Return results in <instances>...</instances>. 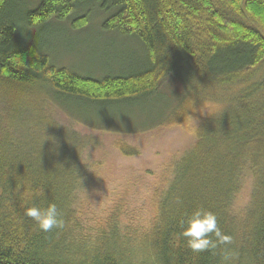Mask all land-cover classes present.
Wrapping results in <instances>:
<instances>
[{"label": "trees", "instance_id": "16d2710c", "mask_svg": "<svg viewBox=\"0 0 264 264\" xmlns=\"http://www.w3.org/2000/svg\"><path fill=\"white\" fill-rule=\"evenodd\" d=\"M93 17L101 31L140 48L134 71L79 75L55 67L40 46L20 41L23 32L54 24L79 31ZM263 68L264 0H0V100L4 113L17 118L14 124L0 118V264H132L118 251L114 229L90 252L74 245L77 152L42 143L53 128L32 107L48 96L88 127L80 110L120 108L161 93L177 100L164 125L181 123L193 101L195 111L187 115L206 104L220 108L204 119L190 154L171 168L144 241L154 264H240L239 258L264 264V73L256 79ZM119 151L135 154L123 146ZM247 175L253 177L251 204L236 225L232 203ZM48 203L62 212L63 229L40 231L24 215L25 207ZM198 207L216 214L231 244L201 253L187 248L181 221Z\"/></svg>", "mask_w": 264, "mask_h": 264}, {"label": "rangeland", "instance_id": "374dc122", "mask_svg": "<svg viewBox=\"0 0 264 264\" xmlns=\"http://www.w3.org/2000/svg\"><path fill=\"white\" fill-rule=\"evenodd\" d=\"M20 41L40 46L58 69L83 76L132 72L143 55L139 47L101 31L94 17L90 26L79 31L54 24L46 29L23 32ZM263 73L264 68L256 79L263 77ZM171 85L174 91L182 92L176 81ZM233 92L229 90L230 94ZM44 98L32 108L53 128L47 131L52 139L46 142L62 149L72 147L77 152L76 174L86 194L85 197L77 181L71 199L77 225L71 238L74 245L90 252L114 229L118 251L129 262L154 264V257L144 241L158 219L161 195L172 180L171 168L190 154L204 119L215 116L220 107L201 106L203 113L190 114L194 125L188 118L179 124L164 125L175 110L177 100L161 93L148 101L120 108L80 110L77 115L90 124L87 127L69 118L48 96ZM4 109L0 100V118H9L14 124L17 118L9 117ZM18 112L19 116L32 118L34 111ZM4 126L10 128L7 124ZM9 130L12 133V129ZM122 146L135 154L123 155L119 151ZM252 183V175H247L232 203L231 213L236 225L244 221L250 207ZM225 261V264H234ZM239 262L248 264L243 258H239Z\"/></svg>", "mask_w": 264, "mask_h": 264}, {"label": "clouds", "instance_id": "9594fccd", "mask_svg": "<svg viewBox=\"0 0 264 264\" xmlns=\"http://www.w3.org/2000/svg\"><path fill=\"white\" fill-rule=\"evenodd\" d=\"M193 102L192 109L190 111H195L193 108ZM200 112L203 113L204 111L200 109ZM186 113L185 115L194 125V117L187 115ZM207 114L211 116L208 112ZM44 137L45 139L42 143L45 140L52 139L51 137H46L45 135ZM57 166L64 169L62 165L58 164L56 167ZM72 170L77 178L75 170ZM78 181L81 187V180L78 179ZM82 191L86 197L85 191L83 189ZM177 203H179V200H177ZM24 215L31 218L35 222L36 227L43 232H49L53 229H63L65 225L62 212L58 209L55 203H48L47 206L43 208L35 205L25 207ZM179 236L184 238L187 248L194 253L214 250L220 244H231L233 240L231 236L222 233L218 227L216 214L202 207L196 208L190 215L181 221V231ZM232 255L234 256L235 254ZM225 259H229V257L226 256Z\"/></svg>", "mask_w": 264, "mask_h": 264}]
</instances>
